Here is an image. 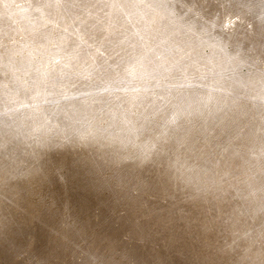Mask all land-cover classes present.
<instances>
[{
    "label": "rangeland",
    "instance_id": "1",
    "mask_svg": "<svg viewBox=\"0 0 264 264\" xmlns=\"http://www.w3.org/2000/svg\"><path fill=\"white\" fill-rule=\"evenodd\" d=\"M0 218V264H264V0H0Z\"/></svg>",
    "mask_w": 264,
    "mask_h": 264
},
{
    "label": "clouds",
    "instance_id": "2",
    "mask_svg": "<svg viewBox=\"0 0 264 264\" xmlns=\"http://www.w3.org/2000/svg\"><path fill=\"white\" fill-rule=\"evenodd\" d=\"M14 225V221L11 218H0V248L4 246L5 238L11 234V229ZM115 253L109 254L104 264H120V261L116 260ZM27 256L26 252H22L17 256L18 259H24ZM123 259V257H121ZM26 264H30V261L26 260Z\"/></svg>",
    "mask_w": 264,
    "mask_h": 264
}]
</instances>
